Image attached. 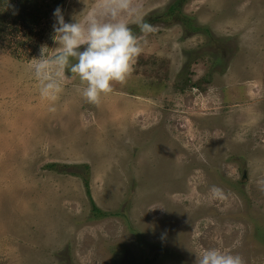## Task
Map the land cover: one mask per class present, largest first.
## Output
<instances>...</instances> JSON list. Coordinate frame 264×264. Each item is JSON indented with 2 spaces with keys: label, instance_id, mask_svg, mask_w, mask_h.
<instances>
[{
  "label": "rangeland",
  "instance_id": "1",
  "mask_svg": "<svg viewBox=\"0 0 264 264\" xmlns=\"http://www.w3.org/2000/svg\"><path fill=\"white\" fill-rule=\"evenodd\" d=\"M176 1L130 0L141 51L99 103L53 39L97 0L0 2V264H264V0Z\"/></svg>",
  "mask_w": 264,
  "mask_h": 264
},
{
  "label": "clouds",
  "instance_id": "2",
  "mask_svg": "<svg viewBox=\"0 0 264 264\" xmlns=\"http://www.w3.org/2000/svg\"><path fill=\"white\" fill-rule=\"evenodd\" d=\"M136 11L130 0H97L82 17L66 22L61 9L54 10L53 39L62 49L54 62L60 69L67 68L76 75L87 101L99 103L102 94L112 91V82H123L131 73L141 49L124 17L133 16ZM45 64L35 66L37 77ZM52 87V83L44 84L41 93L46 95ZM196 264H244V261L239 254L207 248L199 253Z\"/></svg>",
  "mask_w": 264,
  "mask_h": 264
},
{
  "label": "trees",
  "instance_id": "3",
  "mask_svg": "<svg viewBox=\"0 0 264 264\" xmlns=\"http://www.w3.org/2000/svg\"><path fill=\"white\" fill-rule=\"evenodd\" d=\"M1 1H3V0H0V2ZM185 1L186 0H177L174 4H172L170 6L169 12L173 13L177 10H181V6H183ZM18 2H19V4H16V6H14V8L12 9L9 16H11L14 21L22 20L24 22H28L27 24L35 25L36 22L40 19V17H39L40 16V12H39L40 9H38V8H40L39 7L40 4L38 3V0H18ZM5 4L6 3H4L3 5H5ZM28 5H29V7H28ZM31 7H32V9H30ZM0 15H1V13H0ZM6 15H8V13ZM8 17L5 16L4 18H0V23L3 24L5 19ZM184 24H188L189 27L190 26L192 27V25L188 21L184 22ZM193 87H199V84L193 83ZM83 179H84V184L86 187V192L89 196L92 208L94 210H99L97 205L95 204L93 197L91 196L89 180L86 177Z\"/></svg>",
  "mask_w": 264,
  "mask_h": 264
},
{
  "label": "water",
  "instance_id": "4",
  "mask_svg": "<svg viewBox=\"0 0 264 264\" xmlns=\"http://www.w3.org/2000/svg\"><path fill=\"white\" fill-rule=\"evenodd\" d=\"M246 172H247V171L245 170V171H244V176H246V175H247V174H246ZM244 178H245V177H244Z\"/></svg>",
  "mask_w": 264,
  "mask_h": 264
}]
</instances>
